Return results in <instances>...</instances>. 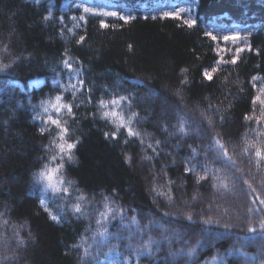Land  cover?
<instances>
[{
    "label": "trees",
    "instance_id": "16d2710c",
    "mask_svg": "<svg viewBox=\"0 0 264 264\" xmlns=\"http://www.w3.org/2000/svg\"><path fill=\"white\" fill-rule=\"evenodd\" d=\"M111 12L117 15H104ZM171 12L181 19H161ZM183 19L197 24L189 29ZM235 33L246 39L222 40ZM80 36L85 40L77 44ZM236 47L245 49L237 63L221 64L211 82L204 80L202 73L220 56L230 61ZM217 48L232 50L218 56ZM3 65L0 264H264V162L258 167L254 149L244 151L253 143L264 147L261 106L252 103L264 86V0H0ZM56 95L73 106L74 117L64 111L62 119L70 140H79L74 161L65 162L64 176L75 181L66 200L34 179L55 155L45 147L52 136L40 128L56 115L41 102ZM117 96L131 98L124 113L138 114L132 127L143 144L136 138L125 144L123 130L115 141L105 138L115 129L99 118L98 101ZM181 120L187 135L177 131ZM214 138L234 164L218 156ZM157 140L156 151L147 147ZM189 163L196 169L186 175ZM197 176L206 178L198 184ZM104 197L125 219L110 214L101 237L96 220ZM42 198L60 223L40 206ZM77 203L82 215L72 211ZM145 245L150 254L142 252Z\"/></svg>",
    "mask_w": 264,
    "mask_h": 264
},
{
    "label": "snow or ice",
    "instance_id": "6c2138e0",
    "mask_svg": "<svg viewBox=\"0 0 264 264\" xmlns=\"http://www.w3.org/2000/svg\"><path fill=\"white\" fill-rule=\"evenodd\" d=\"M83 11L85 13L89 14H94L92 13V10L89 7H84ZM184 11V10H181ZM104 15H111V16H116L117 13L111 12V13H104ZM164 17H169L172 19H181L180 13L179 12H171V13H165L161 19ZM49 17H45V19H48ZM73 20L76 18L73 17ZM119 19L124 21V23H129V21L132 19L130 16H119ZM63 20V18H61ZM79 20H85V16L81 15L79 17ZM183 24L187 26V28L192 29L194 26H196L197 21L194 19H183ZM75 27H79V24H76ZM101 28H107L109 27L108 24L104 23L101 21L100 23ZM71 32L72 29H69ZM205 36L210 37L212 41H217V36L213 35L210 32H205ZM241 39H246L245 37H242L239 33H235L232 35H224L222 37V40L227 42L231 41L232 44H237L238 41ZM85 37L80 36L79 40L76 41L77 44H80L84 42ZM131 45H129V48L131 49ZM250 49V46H249ZM231 48L225 49V48H217L215 51L217 52V55L220 56V53L222 52H231ZM245 49L242 47H236L235 52L236 55L232 57V59L226 60L224 59L223 56H220L219 59L216 60L215 66L211 68V70H205L202 75L204 80L211 82L213 80L214 74L217 72V69L221 64H227L231 63L235 65L237 63V60L239 58V53L243 52ZM67 52V50H65ZM63 65L65 68L69 70V72L74 71L73 69V64L68 60L65 59L63 61ZM8 66L3 65L0 66V72L4 71ZM182 71H187L186 69ZM253 81L257 80L258 77H253ZM53 83H56L55 80H53ZM81 85H83L84 81L81 80L79 82ZM183 83V81H182ZM256 85L253 84V87ZM71 89H75V85H70ZM69 90V89H65ZM259 95L255 96L253 98V105L255 106L257 102H259V105L261 106V114L260 116L256 117L257 121L260 122L262 119H264V99L261 98L262 95H264V86H262L259 89ZM152 92L149 90L148 95H151ZM73 95L75 96V91H73ZM127 101L129 105L131 104V98L128 96H117L113 97L110 100H106L104 98H101L98 101L99 108L97 112L99 113V118L102 120H105L108 124L112 125L113 128L115 129L114 131L111 132H105V138L111 139L113 141L117 140L119 138V133L123 130L127 134V138L125 139L124 143L127 144L132 138H136L140 140V143L143 144L144 141L141 138V133L139 131H136L133 129L132 124H133V117L137 116L138 114L133 112L131 116H126L124 113V103ZM41 107L43 108V111L45 113L49 112V107L54 110L55 112V117L53 115H48L47 119L43 121V126L40 128V133L41 135H44L46 132L52 136V139L50 141L49 145H46V148H49L50 150L54 149L55 150V155H53L50 158V162L48 164H45L44 167L39 171L38 174L35 175L34 179L36 183H42L45 188L51 189L53 192L57 193L58 195H61L62 199H68L71 196L70 188L74 185L75 181L72 180H67L66 177L64 176V168H65V162H73L75 157H74V150L77 147V144L79 143V140L71 141L70 140V131L67 126V121L62 119V114L64 111H66L67 115L70 117H74L73 113V106L70 103H64L63 102V97L62 95H56L54 98V101H42L41 102ZM94 118L96 117V114H93ZM39 118V117H35ZM252 119L250 116H245V120ZM211 120H209V124H211ZM185 122L181 120L180 125L177 129L178 132L183 133L187 135L185 131ZM261 141H264V136L260 137ZM161 141L157 140L155 142V146L152 144L147 145L148 148H152L153 151H156L160 145ZM217 149V154L220 157H223L224 159H227L229 162L234 164L235 162L232 161L231 157L228 154V151L223 143L219 139H213V145ZM250 149H254V156L256 157L257 160V166L259 167L261 162H264V147L258 146L256 143L248 145L244 151L245 154L249 153ZM196 150L193 149V153L195 154ZM57 158H59V163L56 164L55 167L51 166V162L56 161ZM143 159H152V157L149 156H144ZM131 160V157L126 156L125 162L128 163ZM196 165L194 164H186L185 165V174L189 173H195ZM204 171L207 173L208 169L205 167ZM206 177L205 176H197L196 182L199 184L200 181L204 180ZM219 179V178H217ZM169 183H173L172 181H169ZM64 185H67V187H64ZM219 186L223 188H227L228 185L224 183L222 179L219 180ZM155 191V188L152 189ZM77 192H79V189H76ZM170 198V197H169ZM78 201H83L85 197L83 195H79L76 197ZM105 204H104V211L99 212V218L96 220V223L98 226H100V231L98 232V235L101 237H104L107 235V228L106 224L109 222V216L111 214V218L115 219L117 216L123 221L125 219L123 215V209H121L119 212H116L115 209L111 208L108 204V201L110 200L109 197H104ZM261 205H264V200L260 201ZM40 206L49 214V218L56 222L60 223L62 216L59 214H53L50 209L47 206V201L45 199L40 200ZM72 211L74 214L79 213L83 214L81 205L79 203L75 204L72 206ZM253 211L252 209H249V212ZM165 215H168V213H165ZM188 219L191 220V216H188ZM132 223H137L135 217H132ZM203 223L208 224L212 223L211 218L206 219L203 221ZM226 228H230V226L226 225ZM261 229L264 230V222L261 223ZM256 230L252 227L248 228V232L252 233L255 232ZM21 244H23V241H20ZM199 243V241L197 242ZM73 247H76V245H73ZM142 252L150 254V249L147 247V245L144 246ZM192 249H189V254H191ZM87 254V252H86Z\"/></svg>",
    "mask_w": 264,
    "mask_h": 264
},
{
    "label": "rangeland",
    "instance_id": "374dc122",
    "mask_svg": "<svg viewBox=\"0 0 264 264\" xmlns=\"http://www.w3.org/2000/svg\"><path fill=\"white\" fill-rule=\"evenodd\" d=\"M146 96L148 97L149 95H148V93L146 94ZM154 97V96H153ZM159 97V95H156L154 98H158ZM161 100L162 101H164V99L163 98H161ZM6 258V256L4 257V259Z\"/></svg>",
    "mask_w": 264,
    "mask_h": 264
}]
</instances>
